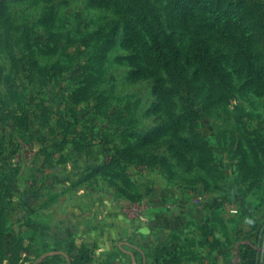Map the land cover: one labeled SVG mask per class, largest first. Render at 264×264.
I'll return each instance as SVG.
<instances>
[{
  "label": "rangeland",
  "instance_id": "1",
  "mask_svg": "<svg viewBox=\"0 0 264 264\" xmlns=\"http://www.w3.org/2000/svg\"><path fill=\"white\" fill-rule=\"evenodd\" d=\"M148 1L165 25L179 0ZM252 1L240 47L197 33L214 38L223 80L195 68L193 35L177 31L185 70L169 82L111 10L0 0V264H264V70L241 50L264 66Z\"/></svg>",
  "mask_w": 264,
  "mask_h": 264
},
{
  "label": "trees",
  "instance_id": "2",
  "mask_svg": "<svg viewBox=\"0 0 264 264\" xmlns=\"http://www.w3.org/2000/svg\"><path fill=\"white\" fill-rule=\"evenodd\" d=\"M51 1V0H46ZM87 6L97 9L111 10L114 16L122 17L127 22L126 25V43L141 42L142 48H146L149 55L152 57L154 66L162 70L168 81L179 82L182 72H184V65L182 64L183 46L174 40V34L179 31L182 36L193 35L192 38H187V50L193 59V64L197 70L203 72L204 75L215 81L223 80V73L221 72L222 63L218 57L212 54L214 38L203 39L197 36L200 28L208 26L209 28H216L224 38L229 40V43L240 47L241 37L244 35L243 30L240 29L244 20L253 17L252 12L258 5L252 0H236L235 6H232L234 12H227L220 0H179L167 14V24L164 25L162 15L158 13L156 3H150L145 0L144 3L132 2L127 7H122L121 4L115 0H85ZM201 6L206 10H196V7ZM167 21V20H166ZM257 23H262L263 20L257 19ZM116 24L114 25V30ZM84 38V43L89 46L91 43L100 41V35L103 28L99 26L94 31H91ZM112 30L109 32L107 41L98 45L99 53L93 58L100 59L106 53V46L112 38ZM111 34V36H110ZM245 39L250 40L251 35L245 34ZM195 36V37H194ZM194 37V38H193ZM136 40V41H135ZM141 47L132 46L131 55L127 59H132L136 67L133 74L141 70L137 65L136 59L141 56ZM242 54L244 61L249 70L259 72L264 70V66L259 62L254 55V48L249 43H244L242 47ZM147 54L146 52H144ZM148 55V54H147Z\"/></svg>",
  "mask_w": 264,
  "mask_h": 264
}]
</instances>
